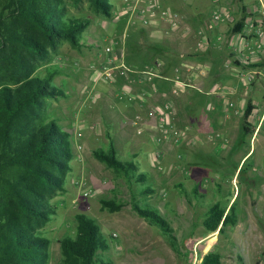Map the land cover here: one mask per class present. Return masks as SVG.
I'll return each instance as SVG.
<instances>
[{
    "label": "rangeland",
    "instance_id": "rangeland-1",
    "mask_svg": "<svg viewBox=\"0 0 264 264\" xmlns=\"http://www.w3.org/2000/svg\"><path fill=\"white\" fill-rule=\"evenodd\" d=\"M109 1L113 3V0ZM70 9L79 12L72 7ZM82 11L93 19L82 31L83 35L85 31L89 35L80 36V39L87 41L91 32H97L96 40L102 43L106 33L96 22L108 17L95 13L85 4ZM74 49L77 46H71L67 41L61 42L49 62L36 70V73L41 74L39 71L44 65L51 63L59 69L53 76L66 91L56 98H47L46 114L69 132V145L73 152L69 159L70 169L64 177V188L50 198L56 205L55 211L36 230L49 238L47 264L60 259L58 239L73 234L76 212H84L97 223L108 242L107 248L98 250L97 255L108 258L111 264H198L200 256L208 249L219 252V264H255L257 260L263 261L262 225L249 214L254 191L261 188L260 183L264 184L259 174L264 166V155L260 154L264 148V126L257 136L260 140L253 142L248 134L243 133L240 125L232 126L226 135L214 136L213 133L203 132L201 127H194V135H190L186 133V127L181 128L172 123L178 131L176 140L167 135L162 136L159 132L161 146L166 144L163 149L156 145L152 152L140 148L133 157L120 153L125 140L120 138L126 134L119 132L115 143L111 141L110 146L118 158L132 160L137 171L144 174L143 180L130 181L124 172H117L97 159L91 149V131L102 134V129L98 127L95 130L91 123L93 108L88 94L92 92V100L99 96L105 100L106 95H109V91L104 92L108 85L113 93L119 92V87L108 82L100 73H96L94 76L97 75V79L91 82L88 54H81L79 60L74 59ZM83 51L86 53V49ZM212 53L208 52L206 57L213 58L215 54ZM218 54L222 55L220 52ZM202 55L204 62L205 57ZM219 64L218 59L214 60L212 71L219 70L215 69ZM201 68L205 70L204 65ZM260 68L252 74L255 85H264V66ZM49 82L54 83L52 80ZM202 109L195 108L200 112ZM170 120L172 122L173 119ZM98 138L95 144L103 148L102 137ZM74 144L79 149L75 156ZM161 150L165 153L155 161V166L150 165L146 154L158 155ZM76 179H81L80 186L75 183ZM144 187H149L151 191H141ZM83 189H87L88 193L83 194ZM100 197H112L120 201L121 206L112 211L101 208ZM232 200L237 209L238 221L226 225L222 232L205 230L201 218L207 205L213 201L225 204ZM132 202L152 207L166 219L175 235L173 247L169 237L132 209Z\"/></svg>",
    "mask_w": 264,
    "mask_h": 264
},
{
    "label": "crops",
    "instance_id": "crops-1",
    "mask_svg": "<svg viewBox=\"0 0 264 264\" xmlns=\"http://www.w3.org/2000/svg\"><path fill=\"white\" fill-rule=\"evenodd\" d=\"M146 2L113 0L107 23L99 17L96 22L106 33L102 43L96 40L97 32H91L87 41L80 39L76 49L79 53L74 49V59L88 54L91 82L105 66L110 72L108 82L119 87V92L113 93L108 85L104 90L109 91L105 100L101 96L91 98V123L95 130L102 129V134L91 131V149L100 147L95 144L99 136L106 149L111 141L115 143L119 132L126 134L120 138L125 139L120 147L124 155L136 156L140 148L152 152L155 145L163 149L166 144L163 142L161 146L159 130L149 114L154 109L168 112L172 123L186 127L190 135H194V127L214 136L226 135L232 126L241 127V114L247 101L251 108L246 120L252 127L248 135L253 142L260 140L257 136L264 126V85H255L252 74L264 66V10L257 0H157L177 12L170 21L141 12L139 9ZM215 4L228 10L230 21L211 19L210 11ZM234 23L242 24L240 31L230 30ZM87 34L81 32L80 36ZM257 42L259 47L255 45ZM208 52H213L214 57L208 59ZM217 59L220 64L215 69L219 70L212 71ZM51 80L62 86L54 76ZM197 107H203L202 111L195 110ZM74 145L75 156L79 149ZM163 151L158 155L146 154L149 164L155 166ZM260 154L264 155V148ZM259 174L264 179V166ZM260 185L254 191L249 215L262 225L264 232V184ZM235 211L237 222L236 208ZM255 264H264V259Z\"/></svg>",
    "mask_w": 264,
    "mask_h": 264
},
{
    "label": "trees",
    "instance_id": "trees-1",
    "mask_svg": "<svg viewBox=\"0 0 264 264\" xmlns=\"http://www.w3.org/2000/svg\"><path fill=\"white\" fill-rule=\"evenodd\" d=\"M83 4L95 13L110 14L109 0H0V264H47L49 238L36 232L55 211L50 198L64 188L70 169L72 150L69 132L46 114L47 98L64 95L62 86L50 83L59 72L49 62L63 41L80 44V35L91 16ZM77 9L78 13L70 8ZM242 24L231 25L232 32ZM247 101L241 114L243 133L252 132L246 118ZM92 154L115 171L124 172L130 181L143 180L132 160L120 159L112 146L96 147ZM141 191H151L144 187ZM101 208H120L112 197H100ZM143 219L157 226L175 243L173 229L154 208L131 203ZM72 235L58 239L61 257L52 264H111L97 255L108 242L93 218L76 212ZM237 216L234 200L207 205L201 225L207 231L222 232ZM219 252L208 249L198 264H219Z\"/></svg>",
    "mask_w": 264,
    "mask_h": 264
},
{
    "label": "built area",
    "instance_id": "built-area-1",
    "mask_svg": "<svg viewBox=\"0 0 264 264\" xmlns=\"http://www.w3.org/2000/svg\"><path fill=\"white\" fill-rule=\"evenodd\" d=\"M144 1H147L145 6L140 7L139 9L143 13L148 12L150 15L157 14L158 18L164 21L173 20L177 16V12L175 10L170 9L169 7L165 5L159 4L157 0H144ZM257 2L260 5V7L264 10V0H257ZM210 17L214 21H220V20L230 21L231 20V16L228 10L225 7H222V5H216V4L210 11ZM255 45L259 47L260 43L257 42ZM105 48L108 49V46H106ZM109 59H111V57H109ZM173 70L177 71V68L174 67ZM101 75L105 79L109 78L110 76L109 68L104 66L102 68ZM172 91H175V89L172 88ZM88 97L93 98V94L90 92L88 94ZM149 114L153 115L154 120H155V127L157 130H159L162 136L167 135V136L172 137L173 140H176L178 131L175 127H173V124L170 120L171 116L168 114V112L164 113L161 109H154V110H151ZM75 183L80 186L82 183L81 179H76ZM82 193L87 194L88 190L83 189Z\"/></svg>",
    "mask_w": 264,
    "mask_h": 264
}]
</instances>
